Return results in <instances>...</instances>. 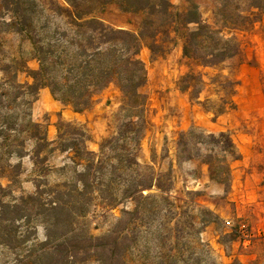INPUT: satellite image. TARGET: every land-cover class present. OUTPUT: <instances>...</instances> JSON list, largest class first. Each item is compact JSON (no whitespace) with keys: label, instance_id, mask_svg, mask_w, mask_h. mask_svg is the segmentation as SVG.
<instances>
[{"label":"trees","instance_id":"obj_1","mask_svg":"<svg viewBox=\"0 0 264 264\" xmlns=\"http://www.w3.org/2000/svg\"><path fill=\"white\" fill-rule=\"evenodd\" d=\"M61 1L0 0V179L9 182L5 190L0 186V249L11 257L3 264H111L120 240L126 239L127 254L153 223L157 225L151 235L159 243L156 249H162L153 257L158 264H218L212 250L199 239L200 229L218 222V216L195 201L198 192L175 191L172 161L165 170H156L153 162L138 161L145 125V97L140 89L146 82L138 54L145 47L152 56L163 57L180 44L181 56L189 64L203 70L220 68L213 75L189 69L176 81L177 90L190 100L198 101L207 92L204 102L220 116L233 109L238 83L221 71L242 64L239 42L223 37L204 22L194 3L177 11L168 0H120V10L141 15L138 31L133 33L114 29L92 15L113 0ZM255 8L258 6H251ZM219 21L230 29L253 24L241 15L220 14ZM8 30L30 43L37 70H29L23 60L4 61L1 35ZM19 73H25L31 82L19 83ZM109 85L121 93L123 120L116 136L104 140L98 153L86 148L87 136L82 129L58 121L57 139L49 141L45 126L31 119L30 111L41 89H48L56 102L74 113H83ZM212 95L214 100L209 98ZM26 144H30V151ZM175 151L177 164L205 167L209 180L223 187L230 182L231 162L240 158L227 133H205L197 128L177 135ZM55 152L69 153V164L51 166ZM24 156L32 164L35 190L29 196L12 198L10 188L17 184L20 172L9 159ZM54 170L70 173L75 181L49 185L47 178ZM116 173L125 178L120 192L112 188L109 179ZM6 196L12 198L11 203L1 202ZM95 201L104 210L126 202L118 221L125 224L120 231L103 237L88 233L84 219ZM8 213L17 216L5 218ZM31 217L46 223L45 240L21 253L29 241L27 230L23 235L12 227L8 230L3 223L22 220L29 227ZM223 236L231 242L244 241L236 229ZM166 242L170 244L164 250ZM127 256L126 264L144 263L141 256L134 263Z\"/></svg>","mask_w":264,"mask_h":264},{"label":"rangeland","instance_id":"obj_2","mask_svg":"<svg viewBox=\"0 0 264 264\" xmlns=\"http://www.w3.org/2000/svg\"><path fill=\"white\" fill-rule=\"evenodd\" d=\"M168 2L177 11H184L190 3H194L204 22L220 31L223 37H234L239 42L243 62L239 66H228L221 71L224 75H231L238 86L233 97V109L215 116L209 109L210 104L204 102L208 96L207 92H203L198 101L190 100L177 90L176 81L189 69L213 75L220 72V68L203 70L189 64L181 56L180 44L163 57H154L143 47L138 58L144 66L146 76L145 85L140 89L145 97L143 112L145 125L140 139L138 161L148 165H152L153 162L156 170H165L172 161L175 191L182 194L184 191L198 192L195 201L218 216L219 221L202 227L199 235L201 243L212 250L218 264H264V0H168ZM119 5L120 0H113L103 11L97 9L92 15L114 29L136 33L141 15L120 10ZM254 5L258 6V9H251ZM220 14L249 17L253 24L241 29H230L219 21ZM1 46L5 62L23 60L29 70L38 69V63L32 56L31 45L24 37L8 30L1 35ZM17 81L24 84L30 83L31 79L25 73H19ZM209 98L214 100L216 97L212 95ZM121 101L120 91L114 85H109L94 97L89 110L74 113L70 108L56 102L48 89L44 88L39 90L30 114L33 122L45 126L49 141L57 139L56 124L63 121L82 129L87 136L86 148L98 153L104 140L116 136L117 127L123 120L119 112ZM191 128L212 134L223 132L230 136L240 158L230 164L228 186L223 187L209 180L205 167L200 168L196 163L175 162L177 135ZM26 148L30 151V144H26ZM106 152L110 157L115 156L112 152ZM67 156L69 153L55 152L50 159V165L54 168L68 165ZM164 156H168V159H164ZM112 163L115 164L114 161ZM9 164L18 167L20 172L17 184L10 188L13 191L11 197L31 195L35 188L29 157L24 156L20 160L11 157ZM119 174L121 177L117 178ZM119 174L109 177L112 180V188L118 192L125 188L123 182L125 178L122 173ZM71 176L70 173L54 170L49 174L47 182L53 185L66 180L75 181ZM8 184L6 179H0V186L4 190ZM176 192L174 194H177ZM11 197H3L1 202L11 203ZM127 208L131 209L132 205L127 204ZM124 210L126 202L112 210H104L102 205L95 201L84 219L88 233L93 237H103L113 230L120 231L125 224H118V221ZM16 216L8 213L5 218ZM24 225L22 220L12 224L3 223L5 228L12 227L14 231L23 235L27 230L29 241L21 253L43 242L46 233L44 230L46 223L40 217H31L28 226L32 229ZM156 225L157 223H153L152 227L147 228L150 233L147 232L139 238L127 254L126 239L120 240L114 248L116 259L111 264H126V255L129 262L134 263V260L141 256L143 264H158L153 257L155 252L162 249H156L159 243L155 236L151 235ZM232 229L241 231L244 241L231 242L229 238L223 236ZM55 231L59 234L57 229ZM33 238H36V241H33ZM173 243L171 241V245ZM169 244L166 242L163 249H167ZM10 259L7 251L0 249V264L8 263Z\"/></svg>","mask_w":264,"mask_h":264}]
</instances>
